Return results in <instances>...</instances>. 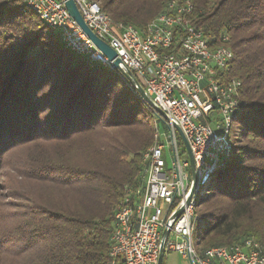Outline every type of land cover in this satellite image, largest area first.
I'll list each match as a JSON object with an SVG mask.
<instances>
[{
    "label": "trees",
    "instance_id": "obj_1",
    "mask_svg": "<svg viewBox=\"0 0 264 264\" xmlns=\"http://www.w3.org/2000/svg\"><path fill=\"white\" fill-rule=\"evenodd\" d=\"M97 1L139 30L166 3ZM192 1L207 35H229L226 77L246 104L230 155L200 186L195 240L264 245V0ZM161 123L123 74L73 53L23 0H0V264H111L115 210L144 189Z\"/></svg>",
    "mask_w": 264,
    "mask_h": 264
},
{
    "label": "built area",
    "instance_id": "obj_2",
    "mask_svg": "<svg viewBox=\"0 0 264 264\" xmlns=\"http://www.w3.org/2000/svg\"><path fill=\"white\" fill-rule=\"evenodd\" d=\"M75 1L89 28L116 51L122 70L117 71H131L167 116L166 131L157 126L154 143L143 153L144 189L127 195L115 210L111 264H159L162 246L164 253L178 252L191 264H264V245L254 237L203 248L194 236L200 186L230 155L234 118L246 105L240 98L241 80L226 77L234 60L229 35L219 43L207 35L195 22L192 0H166L164 10L144 30L113 21L97 0ZM23 2L58 31L76 55L111 67L64 0ZM177 127L196 161L199 180L194 192ZM164 230L169 231L165 239Z\"/></svg>",
    "mask_w": 264,
    "mask_h": 264
},
{
    "label": "water",
    "instance_id": "obj_3",
    "mask_svg": "<svg viewBox=\"0 0 264 264\" xmlns=\"http://www.w3.org/2000/svg\"><path fill=\"white\" fill-rule=\"evenodd\" d=\"M65 6L67 10L69 11L70 15L75 19V21L79 24V26L83 29V31L88 35V37L94 42V44L108 57L110 66L115 69V70H121L120 68V63L121 60L117 57L116 51L103 39L98 37L86 24L84 21V18L82 16V13L76 3L75 0H64ZM124 76L132 83V85L136 88L137 92L139 95L142 97V99L149 104L152 109L164 120L167 119V116L165 112L157 107L151 97L146 93L145 89L143 86L140 84L138 79L135 77V75L131 71H127L123 73ZM177 130L179 132V135L181 139L183 140V143L185 144L188 158L190 161L191 165V171H192V177H193V182H194V187H193V192L196 189V185L198 183V174H197V168H196V161L193 155V152L190 148V145L184 136L183 132L179 127H177ZM190 200L188 201V203ZM184 208H181L177 215H180L183 212ZM169 234L168 230H164L163 232V239L167 237ZM163 256H164V251H163V246L161 247L160 255H159V264H163Z\"/></svg>",
    "mask_w": 264,
    "mask_h": 264
},
{
    "label": "rangeland",
    "instance_id": "obj_4",
    "mask_svg": "<svg viewBox=\"0 0 264 264\" xmlns=\"http://www.w3.org/2000/svg\"><path fill=\"white\" fill-rule=\"evenodd\" d=\"M74 53V52H73ZM112 68V67H111ZM113 69V68H112ZM115 70V69H114ZM117 71V70H116ZM159 130L161 133L165 132L166 129L165 127L162 125V123L159 125ZM179 148H180V152H181V155H183L184 157H188V154H187V150H186V147H185V144L183 143V140L181 138H179ZM165 159H166V162H167V166H170V160L169 158L166 156L165 154ZM144 171H142L143 173ZM144 176V174H143ZM142 178V177H141ZM202 189H203V186L201 187V191L198 193L197 197H196V201H198L201 197V195L203 194L202 193ZM171 252H174V251H171ZM177 253V260H176V264H191L190 263V260L188 258H185L184 260L182 259V255L179 254L178 252H175ZM167 255V253H165Z\"/></svg>",
    "mask_w": 264,
    "mask_h": 264
},
{
    "label": "crops",
    "instance_id": "obj_5",
    "mask_svg": "<svg viewBox=\"0 0 264 264\" xmlns=\"http://www.w3.org/2000/svg\"><path fill=\"white\" fill-rule=\"evenodd\" d=\"M177 258H178L177 253L169 252L167 253V255L165 254L164 256V264H176ZM182 259L184 260L185 258L182 257Z\"/></svg>",
    "mask_w": 264,
    "mask_h": 264
}]
</instances>
